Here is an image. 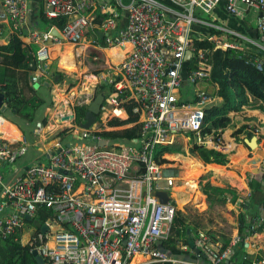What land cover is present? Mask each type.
I'll return each instance as SVG.
<instances>
[{
	"label": "built area",
	"instance_id": "1",
	"mask_svg": "<svg viewBox=\"0 0 264 264\" xmlns=\"http://www.w3.org/2000/svg\"><path fill=\"white\" fill-rule=\"evenodd\" d=\"M222 3L240 23L257 14L258 38L220 25L215 12ZM32 12L29 0H0V24H9L13 34L37 47L33 84L49 79L52 42L82 46L84 58L90 51L102 55L119 51L124 53L122 60L107 61L108 71L101 79L113 88L107 102L115 118L129 104L137 121L110 127V122L99 120L93 128L84 129L75 123L76 107L83 105H74L62 117L74 116L68 120L67 131L79 143L55 142L48 165L34 164L8 185L2 167L13 165L31 143L24 135L18 137L15 128L11 132L18 141L9 142L5 131L12 123L0 114V231L4 237L20 234L22 244L36 251L45 264H203L201 255L192 263L169 257L158 248L163 239L175 234L172 227L178 208L170 194L177 178L166 176L165 164L157 161L156 154L159 146L174 145L177 137L185 138L188 147L202 146L229 158L236 153L238 141L231 126L204 133L206 110L222 100L203 90L201 82L210 77L212 67L195 41L208 40L216 49L241 54L246 49L264 52V0H44L45 18H68L62 30L54 27L62 40L31 27ZM188 52L193 57L186 66ZM255 63L262 71V62ZM137 124L142 138L132 144L103 137L105 132ZM44 131L41 124L35 128L38 136L50 134ZM187 134H193L192 142ZM104 140L108 145L102 148L99 144ZM156 192L168 193L170 200L161 203ZM43 211L53 216L44 220ZM34 222L48 231L42 232ZM190 236L208 264H264V254L259 260L248 253L234 255L246 242L239 236L227 246L200 229ZM181 240L179 249L189 250Z\"/></svg>",
	"mask_w": 264,
	"mask_h": 264
},
{
	"label": "trees",
	"instance_id": "2",
	"mask_svg": "<svg viewBox=\"0 0 264 264\" xmlns=\"http://www.w3.org/2000/svg\"><path fill=\"white\" fill-rule=\"evenodd\" d=\"M96 12L98 13V11ZM41 21L48 25V29L57 27L62 30L67 24L68 18L59 16L57 19L48 20L42 13ZM195 46L205 51L206 63L212 67L210 77L201 82L203 90L210 93L214 98L222 100L206 110L204 133L210 134L214 130L228 129L232 125V115L236 113L244 116L245 121L248 122L240 124L234 131L233 137L238 142L244 140L243 136H246L248 140L257 137L260 129L264 128V120L257 115L248 116V112L259 110L264 113V52L249 49L245 50L246 54L237 53L233 50L223 51L216 49L208 40L195 41ZM108 53L109 55L123 54L116 50H111ZM98 56L103 55L93 51V56L88 62L93 61L96 65L100 64V66H97L98 68L90 70V73L94 77L101 78L108 70L106 65L100 63L102 57ZM96 57H98V60H95ZM256 60L262 62V71L257 69ZM35 63L33 49L28 48L22 39L15 34H13L9 44L0 46V92L5 93L7 105V112L3 115H14L16 120L13 124H16L18 120H22L31 126L35 125L41 111L53 103L52 86L42 83L37 87L32 82L33 76L37 73L33 69ZM57 66V61L49 66V80L59 76ZM49 80L48 82H51ZM75 86L76 84H72V88ZM104 87L105 89L111 88V86L106 87L105 84ZM88 108L87 105L76 107L77 123H84ZM125 110L129 118L127 120L115 118L110 121V127H122L137 121L133 114V105H127ZM258 126L261 128H258ZM103 137L110 140V142L118 141L132 144L135 140L142 138V127L137 124L131 128L105 132ZM262 139L263 137L258 141L259 144ZM178 147L181 148L177 144L159 146L156 154L157 161L162 165L168 163L163 156L166 154H181ZM239 150H243V148L239 147ZM188 153L192 157L199 158L206 165L225 166L229 162L228 155L198 145L192 144ZM186 165L192 169V165L187 163ZM182 169L186 170L184 167ZM248 179L250 181V196L245 199L244 204H242V196L229 186L217 187L210 182L201 183V190L207 197L210 208L224 207L230 204L232 206L242 205L244 210L247 209L246 213L239 217V235L242 240H245L246 236L264 233V161L261 163L259 173L249 172ZM51 216L53 215L50 213L42 212L44 220ZM26 223L32 225L27 220ZM21 238L20 234L4 237L0 231V264H38L33 252L22 244ZM180 239H184L181 240L183 244L190 247L187 241V229L184 228H178L175 234L163 239L162 246L170 250L175 257L185 259L194 257L190 248L187 251L179 249L177 241ZM227 241L224 242L225 246L230 242ZM245 250V242L243 241L240 248L236 249L235 255ZM194 258H197V256ZM257 259H261L260 256Z\"/></svg>",
	"mask_w": 264,
	"mask_h": 264
},
{
	"label": "crops",
	"instance_id": "3",
	"mask_svg": "<svg viewBox=\"0 0 264 264\" xmlns=\"http://www.w3.org/2000/svg\"><path fill=\"white\" fill-rule=\"evenodd\" d=\"M43 3H44V0H29V4L33 10L32 14L30 16V19H29V24L31 27H34L36 29H39L38 27L41 24V16L43 13ZM215 14L217 16V19H219V17H221L224 20L223 22L227 26H229V24H230L232 26V27L229 26L230 29L239 31L242 34H245L249 37H253L255 39L258 38L259 32L257 30V23L255 26L253 22H251V21L248 22L247 19L245 21H243V23H240V21H238L236 18L227 14V12L225 10V3H222L218 7ZM254 15H257V14H254ZM257 17H258V15H257ZM232 23H234V25ZM47 26L48 25L46 24V28H44L42 30V32H52L54 30V27L48 29ZM13 32H14L13 27L10 26L9 24H0V46L9 44V42L13 36ZM22 41L28 46V48L33 49V54L35 55L36 51H37V47L35 45H33L27 38L23 39ZM64 44L62 43V41L57 42V43L52 42V44H51L52 54L55 53L56 56H57V54L59 55L56 58L52 57L53 62H55V61L58 62L57 68L60 67V70L59 69L57 70V72L59 73V76H57V77H59L58 82H55L56 78L53 80L42 79L41 83L36 85L37 87H39L42 83H45L47 86H52L51 96H52L53 103L48 107L46 106L45 107L46 109L43 110L42 113H40V117L38 119V122L35 123V125L31 126V125L26 123L25 129H22L19 125L17 127L16 125L12 124L13 126L11 125L10 129L5 131L6 132L5 138L13 144L17 143L19 135L20 136H22V135L26 136L28 138L29 142L31 143V146L29 147L28 151L22 157H20L13 165H5L2 167L3 179H4V182L8 185H11L12 183H14L21 175H23V173L26 171V169L29 168L30 166L37 164V163L48 165L50 162L49 154L53 150V145L55 142L62 141L61 143L64 146H69V145H74V144L79 143L78 137L76 135L71 136L68 134V131H67L68 126L67 125H69L70 124L69 122H71V121H64V122L62 121V119H64L62 117V115H65L66 112L70 111L73 108V106L75 105V101H77L79 98V97H76V95L74 94V90H72L74 88V87L72 88V84H74V82L71 81V83L69 84L67 82V77H66L67 73H69V74L78 73L79 72L78 67H71V66L65 65L67 63L66 53L72 51V49L66 47V50L64 51L63 50L65 48ZM72 56H76L75 47L73 48V53L69 54L70 58H72ZM117 56H120V55H116V56L112 57L111 60L108 59L107 61L108 62L112 61L114 64H117L123 58L122 56L119 58ZM116 58H118V59H116ZM60 61H61V63L59 66ZM77 65H78V63H77ZM60 72H63V73H60ZM88 77H90L92 80H94L96 78L92 75H88ZM62 79H63V81L61 82ZM48 80L51 82H48ZM76 86H77V84H76ZM108 86H111V85H109V83H108ZM111 88H112V86H111ZM81 92H82L81 95L88 93V92L94 94V89L93 90H87L86 87L84 86V87H82ZM101 92L105 93V95H106L105 102L103 104V108H102V112H101L105 116V115H108L110 113V111L113 113V106H110L107 102V99L112 96L111 93L113 92V90L107 89L106 91L101 90ZM101 92L96 91L95 94L89 99L90 102L89 103H83L82 105H87L89 107L94 100V96L98 93H101ZM73 98H74V100H73ZM127 105H129V104L123 105L124 110L120 109V111L118 110L116 112L117 115H119L118 119L127 120L129 118V115H128L127 111L125 110ZM105 109H107V110H105ZM103 110H105L106 112L104 113ZM120 112H123V113H120ZM4 113H6V112H4ZM4 113H0V114L2 116H4L3 115ZM125 115H126V118H121V117H125ZM250 115L260 116V118L262 120H264V113L260 112L259 110H254V111L250 110L248 112V116H250ZM4 117L12 123V121L9 119L10 117H12V115L7 114ZM105 119L106 118H104V120H102V122L105 121L108 123V122L112 121L110 119H107V120H105ZM18 122H19V120L16 122V124H18ZM247 122L248 121H245L244 116L237 115L235 118H232L231 130L234 132L239 127L240 124H245ZM75 123L77 125H81V124L77 123V121H75ZM39 124L44 126V129H45L44 133L49 131L50 134H48L46 136L36 135L35 134V128ZM12 128H15L18 131V137L14 136V134H12V132H11ZM258 128H261V127L258 126ZM262 137H263V139L261 141H264L263 132H261L257 136L258 141ZM243 138H244V140L242 141V143H241V141L237 143L236 153H234L230 156L229 162H228L229 164H227L223 167H220L219 165H216V166L206 165L199 158L192 157L193 159H198L203 165L208 166V167H205L207 170L205 176L208 177V180L210 183H212V185L217 186V187H226V186L231 187L233 190L237 191L239 193V195L242 196V198H243L242 204H244L245 199H247L250 196V188H249V182L250 181L248 179V173L249 172L253 173L254 170L260 171L261 163L264 161V160L262 161V159H264V144L260 145L258 142V148L256 150H251V148L245 143L247 141L246 136H243ZM176 140L177 141L174 143V145H176V144L177 145L178 144L184 145L185 144L184 151L186 153L190 148V147H188V143H186L187 140L185 138H182V137H177ZM239 147H242L243 150H239ZM236 155H241V156L237 160H235ZM261 155H263V156H261ZM173 156H177V157L182 156L181 159L182 160L184 159L183 162L191 161V158H189L188 156H187L188 158H186V155H182V154H166L163 156V158L166 161H168V163L163 165V167L165 169L166 176L172 175V176L176 177L177 178L176 183L183 181V185L181 187H184V185L186 184L185 189H183V191H186L187 189H189L188 188L189 186L190 187L192 186V184H191L192 181H190L191 180L190 177L192 176V173L191 172L189 173V171H186L187 174H185V171H184V169H182L181 164H179V167H175V165L177 163H175V161L173 159H170V157H173ZM250 158L251 159L255 158V159L251 160ZM194 161H196L198 163L197 160H194ZM251 161H255L254 162L255 166L253 165L254 167H250L251 168L250 170L246 169L247 167H235V171H230L227 168L231 164L238 165V166H242V165L244 166V163L247 164V162H248V165H251V164H249ZM199 163H198V165L201 166ZM184 168H186V170H187L188 167H184ZM201 168H202L201 171H198V167H193V170L196 173H199L201 175L205 171L203 169L204 167L201 166ZM230 168H232V167H230ZM244 168L246 171H244ZM216 178H220L222 181H225V185L223 186V185L217 184L215 182V180H217ZM198 185H199V187H198L199 192L201 193V194L198 193V196H201V197H197L195 195V197L192 198L193 204H191V205L194 206L195 208H197L196 206L199 205V208H197V209H200V211H198V215L199 214L206 215L207 213H205V212L207 210L209 211L212 208L209 207V204L207 202V197L203 194L202 190L200 189L201 182ZM176 189H178V188L176 187V184H175V187L172 191L173 194L171 196L174 197V200H176V204H177V208H178V218L177 219L179 220V214L180 215H182V213L184 214V211H183L184 209H179L178 206H180L179 204L185 205L186 203H184V202H186V201L182 200V198H181L182 193L180 194L179 197H177L176 194L179 193V191ZM188 191H189V193H191V190H188ZM180 200H182V201H180ZM201 200L203 201V204H202ZM217 207H220V206H217ZM224 207L227 210H229V208H230V210L231 209L233 210V212L231 214L232 217H231V219H229V217H226L225 220H221V221L224 222L225 224H229L228 222H230V221L233 224L234 223L237 224V226L234 227L233 233H232V235H230V238L224 237V235H226V233L220 227H216V226L212 225V226L208 227V229H207L208 231L203 230L201 228H196L195 225L188 223V221H191V220H190V218L185 217V215L182 216V221L184 223V225H182V229L183 228L187 229V232L188 231L194 232L195 230L200 229V230L208 232V234L210 236H212L213 238L220 239L223 242H226L224 239H227V240L230 239L229 241H231L236 236H239L241 238V236L239 235V226H240L239 225V217H240V215L245 214L247 209L244 210L242 208V205L241 206H232V205L228 204ZM221 208H223V207H221ZM180 210L182 213H179ZM220 226H221V224H220ZM209 232H211V233H209ZM214 236H216V237H214ZM188 238H189V235L187 234V241H188ZM245 239H246V242H248V243L245 242L246 250L240 252V254H236V256H241L243 254L248 253L250 256L257 258L258 256H261L264 254V233L255 234L254 236H246ZM237 248H240V246H238ZM234 255H235V253H234ZM192 256H194V257L197 256V258H198V254H196L193 250H192ZM194 257H191V258H194ZM232 258H233V256H232ZM226 264H231V261H229Z\"/></svg>",
	"mask_w": 264,
	"mask_h": 264
},
{
	"label": "rangeland",
	"instance_id": "4",
	"mask_svg": "<svg viewBox=\"0 0 264 264\" xmlns=\"http://www.w3.org/2000/svg\"><path fill=\"white\" fill-rule=\"evenodd\" d=\"M219 17V16H218ZM207 19H210V20H213L214 19V17L213 16H208L207 17ZM258 19V17H257V15H254L253 13H252V15L250 14V16L248 17V19H247V21L249 22V21H251V22H253L254 23V25L256 26V23H257V20ZM218 21V23L220 24V25H224V26H227L223 21V19L221 18V17H219V19H217ZM239 21V20H238ZM233 25H234V23H232ZM239 25V24H238ZM229 26L230 27H232L230 24H229ZM229 26H227V27H229ZM39 29H40V31H42L44 28H46V23L45 22H43V21H41V24L39 25V27H38ZM38 29V30H39ZM64 46H65V48L63 49L64 51L66 50V47L67 46H69V47H72L71 49H72V51H70V52H68V53H66V57H67V63L65 64V65H67V66H71V67H78V73H75V74H69V73H67L66 74V77H67V82L70 84L71 83V81H73L74 82V84H77V86H75L72 90H74V94L76 95V97H79L78 98V100L77 101H75V106H77L78 104H83V103H89L90 102V100L89 99H87L85 96L83 97V96H81V94H82V92H81V90H82V87H86V89L87 90H93L94 89V91H100L101 92V90H103V91H106L107 89H109V88H107L106 90H105V87H104V84H105V81H103L101 78H98V77H96L94 80H92L90 77H88V75H92L91 73H90V70L92 71V69H96V68H98L97 66H100V64L99 65H96V64H94V62L93 61H91V62H88L91 58H92V56H93V51H90V56H88V55H86L85 56V58L82 56V53H83V51H82V49H80V48H83L84 49V47H78V48H75V54H76V56H72V58H70L69 57V54H71V53H73V46L72 45H67V44H64ZM89 52V51H88ZM109 52V51H108ZM106 53V54H104L103 56H98V57H102L101 59H102V61L100 62L101 64L103 63L104 65H106L107 66V60L108 59H110L111 60V58L112 57H114V56H116L115 54H112V55H109V53ZM123 55H124V53L123 54H121V56L123 57ZM59 55L57 54V56H56V54H55V58L56 57H58ZM61 57V56H60ZM62 58V57H61ZM116 59H118V58H116ZM95 61V60H94ZM111 63H112V61H110ZM60 63H61V61L59 62V66H60ZM77 63H78V65H77ZM108 67V66H107ZM60 70V67H58L57 68V70ZM60 73H63V72H60ZM70 80V81H69ZM67 85V84H66ZM111 89V88H110ZM112 90V89H111ZM72 93V92H71ZM95 94V93H94ZM107 94V93H106ZM72 95V94H71ZM70 95V96H71ZM73 100H74V98H73ZM46 108H44L43 110H45ZM43 110L41 111V113L43 112ZM105 110H107V109H105ZM105 110H103V112L105 113L106 111ZM110 111V110H109ZM11 115V114H10ZM103 116H104V114H100V116H99V120H104V118H103ZM115 118V113H112L111 111H110V113H109V115L106 117V119H114ZM11 121H12V124H13V122L16 120V117L14 116V115H12V117H10L9 118ZM105 119V120H106ZM14 125H16L17 127H18V125L17 124H14ZM186 136V138H188V139H190V142H192V140H193V134H187V135H185ZM248 140V139H247ZM241 143H242V141H241ZM264 144V141H261V143H260V145H263ZM179 145V144H178ZM181 146V148H179L178 147V150L181 152V154L182 155H185V151H184V148H185V144L184 145H182V144H180ZM159 150V149H158ZM191 158V165H192V169H191V167L189 168V166L188 165H185L186 163L185 162H183V160L181 159V157L182 156H179V157H177V156H174V157H172V158H170V159H173L174 161H175V163H177L176 165H175V167H179V164H181V167H188L187 168V170H185V174H187L186 173V171H189V173L191 172L192 173V176L190 177L191 178V180L190 181H192L191 182V184H192V186L190 187H188L189 189H187L186 191H183V187H181L182 185H183V181L182 182H177L176 183V187L177 186H180V187H177V188H180L178 191H179V193H177L176 195H177V197H179L180 196V194L182 193V200L183 201H186V202H184V203H186L185 205L184 204H179L180 206H178L179 207V209H184L183 211H184V214L181 212V210L179 211V213H182V215H180L179 214V220L178 219H176V221L174 222V224H173V227H172V230L173 231H176L179 227L180 228H182V225H184V223H183V221H182V216L183 215H185V217H187V218H190V220L191 221H188V223H191V224H193V225H195L196 226V228H201V229H203V230H206V231H208L207 229H208V227L209 226H216V227H220L222 230H224L225 231V233H226V235H224V237L225 238H230V235H232V233H233V229H234V227H236L237 226V224L236 223H231V221L230 222H228L229 224H225L224 222H222L221 220H225L226 219V217H229V219H231V214H232V212H233V210L231 209L230 210V208H229V210H227V209H225V207H223V208H221V206L220 207H215V208H212V209H210L209 211L207 210L205 213H207L206 215H204V214H199L198 215V211H200V209H197V208H199V205H197L196 207L197 208H195L194 206H192L191 204H193L192 203V196H193V198L195 197V195L197 196V197H201V196H198V193L199 194H201L200 192H199V189H198V187H199V185L198 184H200V182L202 183V184H206V183H208L209 182V180H208V177L207 176H205V174H206V168L205 167H208V166H203L201 163H199L200 161L198 160V159H193L192 158V156H190L189 155V153H187L186 152V158ZM261 156H263V155H261ZM257 158V157H256ZM251 159V158H250ZM252 159H255V158H252ZM251 159V160H252ZM194 160H197L198 161V163L202 166V167H204L203 169L205 170L204 172H203V174H199V173H196L194 170H193V167H197L198 165V163L196 162V161H194ZM264 159H262V161H263ZM185 163V164H184ZM195 163V164H194ZM197 163V164H196ZM255 166V165H254ZM253 165L251 166V165H248V162H247V164H245L244 163V166L242 165V166H238V165H233V164H231V165H229L227 168L230 170V171H235V167H247L246 169H248V170H250L251 168L250 167H254ZM230 167H232V168H230ZM202 169V168H201ZM194 171V172H193ZM244 171H246L245 170V168H244ZM198 174V175H197ZM194 175V176H193ZM217 180H215V182L217 183V184H219V185H225V181H222L220 178H216ZM199 182V183H198ZM182 189V190H181ZM200 189H201V185H200ZM188 190H191V193H189V191ZM170 194L172 195L173 193L172 192H170ZM195 194V195H194ZM182 200H180V201H182ZM201 202H202V204H203V201L201 200ZM205 207V206H204ZM187 221V220H186ZM220 224H221V226H220ZM209 233H211V232H209ZM214 237H216V236H214ZM25 240L28 238V233H25V235H24V237H23ZM225 241H227V239H224ZM230 240V239H229Z\"/></svg>",
	"mask_w": 264,
	"mask_h": 264
},
{
	"label": "water",
	"instance_id": "5",
	"mask_svg": "<svg viewBox=\"0 0 264 264\" xmlns=\"http://www.w3.org/2000/svg\"><path fill=\"white\" fill-rule=\"evenodd\" d=\"M53 34H55L56 37H58L60 40L63 39L62 35L56 30L54 29L53 31ZM100 37L102 38L103 35L101 34ZM192 57H193V54L191 52H188L187 55H186V66H189L190 65V62L192 60ZM34 70H36V67L34 65L33 67ZM59 80V77H56L55 79V82H58ZM106 86H108V83H105ZM105 93H98L94 96V100L93 102L91 103V105L89 106L88 108V111L86 113V117H85V121L83 124H81V127L84 128V129H91L93 128L97 123H98V119H99V116L102 112V108H103V104L105 102ZM4 112H7V106H6V96H5V93L4 92H0V113H4ZM72 120L74 119V116L73 115H69L67 117H64V119H62V121H68V120ZM18 125L22 128V129H25L26 127V122L24 121H19L18 122ZM250 148L251 150H256L258 148V138L257 137H254L252 138L251 140H247L245 142ZM100 147H106V145H108L107 141H102L100 144ZM241 155H236L235 156V160H237ZM255 161H251L249 164L254 165ZM229 164V163H227ZM226 164V165H227ZM220 167H223L222 165H219ZM254 174H258L259 171L258 170H254L253 171ZM156 196L159 198L160 202L163 203V204H166L170 198L168 196V193L166 192H156ZM26 220H30L29 217H26ZM34 226L37 227L38 229H40L42 232H47L48 231V227L45 226V225H41L40 223L38 222H34ZM187 234L189 235V238H188V244L191 248V250H193L196 254L198 255H201V260L200 262L203 263V264H208L207 262H205L206 258L203 254H201L200 250L198 248L195 247L190 235H191V232L188 231ZM159 250H161L163 253H166L169 257H172L173 256V253L164 248L162 246V244L159 245ZM33 255L35 256L38 264H45V261L44 259L35 251L33 252ZM187 260H189L190 262L192 263H197L199 260L198 259H193V258H188Z\"/></svg>",
	"mask_w": 264,
	"mask_h": 264
},
{
	"label": "bare ground",
	"instance_id": "6",
	"mask_svg": "<svg viewBox=\"0 0 264 264\" xmlns=\"http://www.w3.org/2000/svg\"><path fill=\"white\" fill-rule=\"evenodd\" d=\"M67 48H72V47H69V46H67ZM111 51V50H110ZM52 57L53 58H55V53L54 54H52ZM96 91H94V93H95ZM94 94H92V93H90V92H88V93H85V94H83V95H81V96H85L87 99H90L92 96H93ZM120 113H123V112H120ZM119 116V115H118ZM107 116L105 115V116H103V118H106ZM121 117V116H120ZM121 118H126V115H125V117H121ZM102 123V122H101ZM177 141V140H176ZM188 162V163H187ZM185 163H187V164H190L191 163V161H185ZM197 164V163H196ZM191 165V164H190ZM198 165V164H197ZM198 167V171H201L202 169H201V166H197ZM181 177V176H180ZM185 186H186V184L184 185V189H185ZM177 187H180V186H177ZM180 188H178V189H176V190H179ZM195 195V194H194ZM192 198H193V196H192ZM198 200V199H197ZM196 200V201H197ZM182 203V202H181Z\"/></svg>",
	"mask_w": 264,
	"mask_h": 264
}]
</instances>
